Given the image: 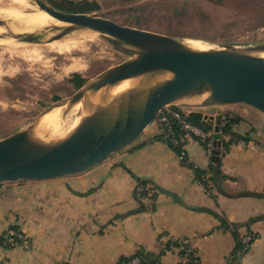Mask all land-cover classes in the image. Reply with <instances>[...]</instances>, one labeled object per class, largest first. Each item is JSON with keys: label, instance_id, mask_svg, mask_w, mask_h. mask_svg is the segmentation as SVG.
Returning a JSON list of instances; mask_svg holds the SVG:
<instances>
[{"label": "crops", "instance_id": "0c3cea01", "mask_svg": "<svg viewBox=\"0 0 264 264\" xmlns=\"http://www.w3.org/2000/svg\"><path fill=\"white\" fill-rule=\"evenodd\" d=\"M220 106L228 109L214 111L239 117L232 130L247 144L220 153L223 176L219 185L209 179L210 192L193 170L210 163L202 145L188 139L183 162L165 141L152 140L156 125L83 171L0 182V233L16 225L30 243L0 246V264H117L129 256L175 264L178 254L167 243L181 238L198 264H264V114L242 103ZM139 178L159 192L139 202ZM249 229L254 240L235 253L236 237L242 241Z\"/></svg>", "mask_w": 264, "mask_h": 264}, {"label": "water", "instance_id": "95a60500", "mask_svg": "<svg viewBox=\"0 0 264 264\" xmlns=\"http://www.w3.org/2000/svg\"><path fill=\"white\" fill-rule=\"evenodd\" d=\"M63 25L8 35L45 43L77 30L105 35L128 57L85 80L71 94L47 104L30 123L0 138V182L40 180L80 172L132 144L168 104L202 98L201 106L242 103L264 114V45L198 47L170 34L119 23L90 12L58 9L32 0ZM0 26L12 28L0 19ZM122 85L121 89L119 88ZM94 96L83 110L89 118L61 136L40 135L44 115ZM215 122V145L220 146ZM220 150L212 160L218 161ZM164 193L170 191L161 188Z\"/></svg>", "mask_w": 264, "mask_h": 264}, {"label": "rangeland", "instance_id": "374dc122", "mask_svg": "<svg viewBox=\"0 0 264 264\" xmlns=\"http://www.w3.org/2000/svg\"><path fill=\"white\" fill-rule=\"evenodd\" d=\"M43 1L53 5L54 1L62 3L65 0ZM88 1L99 5L90 13L122 24L170 34L195 45H264V0ZM28 2L36 6L32 0ZM8 4L9 0H0V7ZM26 13L30 15L32 12ZM0 19H6L11 26L19 28H15L16 31L34 28L27 21L9 20L1 14ZM6 31V27L0 26V138L30 123L44 108L39 101L49 104L71 94L76 89L70 81L74 73H80L87 80L129 56L108 37L91 30H77L56 40H74V45L63 52L53 48L52 41H22ZM201 100L197 97L177 104L184 109L205 112L228 109L220 105L201 106ZM59 111L60 116L53 120L58 124L55 132L44 133L46 136L64 135L83 113L72 106ZM153 125L155 123L149 124L142 133Z\"/></svg>", "mask_w": 264, "mask_h": 264}, {"label": "built area", "instance_id": "2783aa9c", "mask_svg": "<svg viewBox=\"0 0 264 264\" xmlns=\"http://www.w3.org/2000/svg\"><path fill=\"white\" fill-rule=\"evenodd\" d=\"M190 112L188 109H184L180 107L178 104H168L163 107V109L158 113L155 121L157 129L159 131H164V137L167 144L176 151L178 157L183 162L187 161L186 158V143L188 139L195 138L203 147L205 155L208 159H211L214 153V150L218 148L220 153L225 151L228 146L223 145V141H228L232 138V135L229 132H225L222 130L221 125L226 120L225 114L223 111H213L208 114H212L214 116V120L216 117L220 119V123L218 124V132L219 143L220 146L216 147L215 143L217 139L214 137L215 130V122L210 124L209 128L202 127L186 118V114ZM206 114V113H205ZM204 115V114H203ZM203 120L207 122V120L203 117ZM208 123V122H207ZM233 141L229 144H233L235 142H239L242 145H246L247 141L244 139H236L233 137ZM155 141L156 139H152ZM208 174L204 175V182L202 186L205 191L210 192L212 190V184L210 180L207 178ZM137 190H140V187H137ZM16 236L17 240L12 239L11 237L8 239L11 244L19 245L23 247L29 246V240L25 233L22 231H15L13 229H9L6 232V236ZM255 233L250 229L246 231V233L242 237L243 247L235 253H244L250 243L255 238ZM176 245L172 246L173 249L178 254V260L175 264H198L199 258L196 252L192 249L187 239L181 238L176 239ZM228 262V259H225ZM119 264H141L140 257L134 256L128 260L122 261Z\"/></svg>", "mask_w": 264, "mask_h": 264}, {"label": "trees", "instance_id": "16d2710c", "mask_svg": "<svg viewBox=\"0 0 264 264\" xmlns=\"http://www.w3.org/2000/svg\"><path fill=\"white\" fill-rule=\"evenodd\" d=\"M53 5H54V7L58 8V9H62V10H66V11H82V12H90V11H93L99 7V5L96 2L88 1V0H82V1H78V2H74L71 0H65L62 3L61 2L57 3L54 1ZM85 80L86 79L80 73H77V72L74 73L73 76L70 78V81L72 82V84L76 88L79 87ZM203 114L204 113H202L201 111L192 110L186 114V118L188 120L192 121L193 123L201 125L202 127L209 128L210 124L203 120ZM224 114H225L226 120L221 125V128L223 131L229 132L232 135L231 139H229L228 141H223V145L227 147L234 140L233 137L236 139H241V138H243V136L235 133L232 130L233 125L238 122L239 117L237 115L229 112V111H225ZM153 139L165 141L164 131L161 130L158 133H156L153 136ZM186 164H188V163H186ZM193 170H194V173L196 175L197 180L199 182H202V183L204 182V175L205 174H208L207 178L210 179L214 185L215 184L219 185V180L223 176L221 174L219 160L213 161L212 158L210 159V163H209L207 168H199V167L195 166V167H193ZM137 187H140V190H137ZM159 190H160L159 186L155 185L154 183H152L146 179L139 178L137 181V185H136L135 197L140 202L149 194L157 193V192H159ZM143 207H144V205L142 203H140L139 209H142ZM10 229H13L15 231H21L20 229L17 228L16 225H13ZM6 232H7V230L0 233V246L12 247V246H14V244H11L8 239L11 237L12 239L17 240V238H16V236H12V235L6 236ZM234 235H236V234H234ZM169 244H171L172 246H175L176 241L174 240V241L168 242L167 246ZM242 247H243V242L240 241V239L236 237V248L235 249L236 250L241 249ZM130 258H132V256L122 257L118 261L117 264L121 263L122 261L128 260ZM141 264H146L143 259L141 261Z\"/></svg>", "mask_w": 264, "mask_h": 264}, {"label": "bare ground", "instance_id": "6f19581e", "mask_svg": "<svg viewBox=\"0 0 264 264\" xmlns=\"http://www.w3.org/2000/svg\"><path fill=\"white\" fill-rule=\"evenodd\" d=\"M2 5V4H1ZM31 10V14L28 15L26 12ZM0 14L3 15L5 18L13 21L25 22L30 23L34 26V28H24V30H17V31H24V32H38L45 28H48L51 25H63L64 22L55 19L51 15H49L46 11L39 9L34 4H30L28 0H9L8 6L0 7ZM4 21L6 19H3ZM52 21V24L50 23ZM7 21V20H6ZM13 28V29H12ZM12 28H6V33H12L15 35L17 33V27L12 25ZM19 29V28H17ZM21 29V28H20ZM74 41V40H73ZM71 40H59V41H52V47L55 48L59 52L68 51L73 45L74 42ZM189 44L195 45L190 41L185 40ZM10 42V41H9ZM76 42V41H75ZM79 42V41H77ZM198 47H208L206 45H195ZM122 85L119 87L121 89ZM197 98V97H196ZM94 96L88 97L86 99L80 100L72 105V108H77L79 111H82L93 101ZM60 107L52 110L51 112L47 113L43 116L40 125L37 129V132L40 135H44V133L49 132L52 134L55 132V128L58 125L54 118L60 116L61 112L59 111ZM89 118L88 114L80 115L76 119L74 126L85 123ZM53 122V123H52ZM57 131V130H56Z\"/></svg>", "mask_w": 264, "mask_h": 264}]
</instances>
